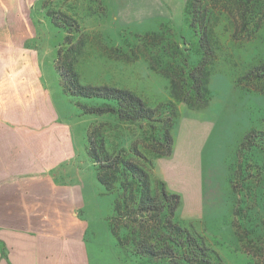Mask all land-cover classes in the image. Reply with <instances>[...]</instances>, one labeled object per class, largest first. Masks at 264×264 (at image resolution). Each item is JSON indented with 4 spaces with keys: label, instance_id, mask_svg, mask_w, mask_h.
Here are the masks:
<instances>
[{
    "label": "rangeland",
    "instance_id": "obj_1",
    "mask_svg": "<svg viewBox=\"0 0 264 264\" xmlns=\"http://www.w3.org/2000/svg\"><path fill=\"white\" fill-rule=\"evenodd\" d=\"M187 1L0 0V31L8 24L21 47L12 54L35 56L30 67L45 93L40 107L45 104L51 120L71 132L73 156L65 163L72 161L67 167L80 172L87 187L83 215L90 227L83 243L90 244L95 262L142 264L116 248L108 225L116 191L107 192L96 181L90 138L105 142L111 154L135 151V161L146 165L153 188L164 186L180 196V222L202 235L222 264H264V172L259 182L246 150L248 135L264 147V79L256 78L257 70L249 83H242L249 70L264 65V30L261 38L240 46L223 34L224 54L210 78V101L204 108H191L174 97L170 82L155 69L158 55L150 50H156L157 42L140 35L170 27L189 37L184 23ZM48 14L59 22L68 15L78 24L62 33ZM181 47L188 52V46ZM59 57L63 60L58 62ZM65 63L74 64L82 84L127 89L142 97L157 111L155 128L151 122L83 114L82 107L89 106L63 92L58 66ZM166 122L173 124V146L168 155L157 158L154 135ZM157 147L163 153L168 150ZM252 185L259 193L250 194Z\"/></svg>",
    "mask_w": 264,
    "mask_h": 264
},
{
    "label": "trees",
    "instance_id": "obj_2",
    "mask_svg": "<svg viewBox=\"0 0 264 264\" xmlns=\"http://www.w3.org/2000/svg\"><path fill=\"white\" fill-rule=\"evenodd\" d=\"M48 17L60 32L66 34V26L72 29L78 24L68 15H64L62 22L49 14ZM184 23L189 37L170 27L163 33L160 29H151L140 35L157 42V45L153 44L156 50H150L158 55L154 58L155 69L170 82L174 97L191 108L201 109L212 96L210 78L216 62L224 54L223 34L239 46L261 38L264 0H188ZM181 45L188 46V52ZM62 60L59 57L58 62ZM257 70L260 75L256 74V78L264 79V65H261L256 70H249L242 83H249ZM58 71L65 95L89 106L88 110L82 107L83 114L109 115L127 123L151 122L152 127V123L159 120L157 111L133 91L82 84L73 63L59 65ZM165 124L154 138L157 146L168 150L163 153L161 148L154 146L152 151L157 158L168 155L173 146V124ZM260 135L264 140V132ZM88 142L96 181L107 192L110 189L116 191L108 225L122 256L142 264H222V259L205 238L180 222V196L168 192L164 186L153 188L146 165L135 161V151L111 154L105 142H94L91 138ZM247 142L246 150L250 151L247 155L251 156V167L256 168L255 176L258 175L260 182L264 172V147L260 148L257 139L251 135L247 136ZM241 168L246 170L243 165ZM248 187L250 194L259 193L253 185Z\"/></svg>",
    "mask_w": 264,
    "mask_h": 264
},
{
    "label": "crops",
    "instance_id": "obj_3",
    "mask_svg": "<svg viewBox=\"0 0 264 264\" xmlns=\"http://www.w3.org/2000/svg\"><path fill=\"white\" fill-rule=\"evenodd\" d=\"M13 48L21 47L7 24L0 31V264H101L83 243L88 196L82 174L65 163L71 132L40 107L35 56Z\"/></svg>",
    "mask_w": 264,
    "mask_h": 264
}]
</instances>
